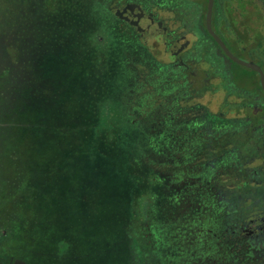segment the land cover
I'll use <instances>...</instances> for the list:
<instances>
[{"label":"rangeland","instance_id":"1","mask_svg":"<svg viewBox=\"0 0 264 264\" xmlns=\"http://www.w3.org/2000/svg\"><path fill=\"white\" fill-rule=\"evenodd\" d=\"M229 1L241 4L240 2L245 3L248 0ZM250 1L257 2L259 11H254L253 5L246 3L245 9L250 10V19L249 28L246 27L243 30L244 33L240 29L243 26L238 28L229 21L231 28L236 32L235 35L241 40L240 42L228 41V47L239 58L263 65L264 70L263 59L260 58L261 56L264 58V49L261 51L259 48H252L256 41L254 38H248L250 37L248 33L253 32L251 36L255 37L262 29V22L257 21L256 15L260 12L264 14V0ZM107 6L110 5L107 4ZM205 6L206 1L204 0ZM169 7L170 4H168ZM229 7L230 4H228ZM104 8L107 10L105 6ZM243 8L244 4L240 6L241 10ZM235 9V11H240L239 7ZM95 12L90 0H57V2L53 0H0V232L5 233L9 225H12L24 233V236L16 240L13 237L11 240L9 236L3 239L12 246L3 248L8 253L0 255V264H34L35 257L41 254L47 256L46 263L37 264H93V261H97L96 257L89 256V253L81 249L83 236H87L88 240L95 238L93 240L98 241V247L102 249L104 264H127V254L124 253L127 248L121 240L126 233L121 227L127 222H131L129 226L133 246L131 253L138 264H170V259H173V264L174 261L175 264H179V260L184 264H229L228 253L225 255L218 247L223 243L224 238L228 239V232L221 234L219 239L222 243H217L216 251L210 247L209 242L217 233L218 210L226 208L225 210L228 211V206L241 202V194H244V197L248 196L244 191L228 189V187L241 184L247 176L250 178L255 176L253 173L257 166L255 155L247 156L248 158L245 159V163L248 164L247 168L239 165L238 155L235 152L233 154L237 157L231 160L230 168L217 167L216 170L220 171L214 182L217 189H204L202 193H198V189H188L189 193L193 192L194 195L197 193L195 195L198 197L195 203L197 207L194 210L184 209L183 215L172 216L175 219L179 216L184 218L178 223L179 225L169 226L162 223L156 211L150 209V192H145V187L139 186L138 189L144 191L140 193L143 195L141 205V197L135 198L131 185L122 182L119 172L113 171L111 166L105 170L100 164L102 161L100 156L97 158L89 156L90 146L87 140L91 142L92 139L102 135L97 123L86 125L84 119L89 118V113H76L68 110L67 105H73L74 100H64V97L81 95L85 89H80L79 84L88 80L87 75L85 76L86 65H83L85 64L83 63L84 57H81L83 64L77 60H72L67 64L65 61L74 55L76 42L82 41L83 45L86 44L89 57H92L89 58V69L92 70L95 67L92 64L95 58L92 31L97 28L95 21L97 20L100 24L98 20L101 19V17L96 18ZM71 13L73 16H70ZM85 13L87 23H89V33L72 34L69 30L74 29L75 26L80 24L86 26ZM35 14L40 16V18L37 16L36 21L33 17ZM233 15L238 18L237 23L242 18L238 13L234 12ZM102 19L105 29L101 31L100 36H103V40L105 37L106 41L110 42L112 40L108 39L109 29L114 22L107 13H104ZM171 19L173 18L168 17L167 21L174 25ZM36 25L37 28H34ZM55 26H63L65 29L52 31ZM254 27L255 29L252 30ZM17 29H24V32L20 33ZM32 29L36 33L35 39H33ZM111 36L115 42L114 35ZM142 40L148 43L153 42V39L147 35H142ZM19 46L21 48H18ZM246 48L249 54L243 51ZM158 50L159 46L156 47V52ZM112 57L119 58V55H114L112 52ZM120 58H122L119 61L121 67L126 61L123 55ZM78 59L80 60L79 56ZM144 67L143 63H137L136 69L140 81L138 89L142 85L141 79L147 76L143 73L142 68ZM114 68L112 65L111 73L118 69L117 66ZM125 69L128 68L124 67ZM231 71L236 82L242 85L244 90L253 95L258 93L264 95V89L262 91L258 89L257 72L233 61ZM146 72L149 74L148 70ZM151 72L153 73L147 77L152 78L148 79H162L156 77L159 71L155 68L151 69ZM63 73L67 74L65 77L68 80L67 86L66 84L65 86L58 85V82L65 83ZM126 73L130 77L133 75L127 71ZM54 80L56 81L52 84ZM219 84L223 87L222 81ZM104 88L107 92V87ZM244 90H239L241 97L247 94ZM118 91V95H122V84L118 87ZM95 94L99 95V93ZM230 94L231 91L228 90V95ZM237 100L236 93L231 98L227 97L222 89H217L213 94L205 95L200 102L216 113L226 111L227 113L224 114H228V117L237 119L243 112H239L235 107ZM129 102L132 110L137 112L138 105L143 101L142 97L135 96ZM94 103L105 106V103L99 100H94ZM256 105L254 103L252 108L256 109ZM33 107L35 110H32ZM153 114L158 121L160 116L156 115V112ZM111 116V114L107 116L108 124L113 121ZM106 135L107 138L114 136L118 139L120 137L118 132L112 130L106 132ZM74 141L80 143L75 145ZM81 144L84 145L85 150L79 149ZM93 147L95 148V145ZM99 148L101 149L102 146ZM119 150L121 149L117 147L110 154ZM124 151L131 154L133 148L126 146L125 150H121V152ZM138 154L139 151L135 148L131 162L137 166L142 163H139V157L133 155ZM142 168V174L136 175V181L148 183L150 177L157 189L164 187L163 181L155 179L157 177H154L149 167L143 166ZM240 173L242 175H239ZM90 189H96L100 195L96 199L99 213L95 217L84 215L86 207L91 205L90 199L85 195ZM231 194L235 196L232 202H229L228 197ZM133 203L138 207L142 206V211L136 216L135 222H132L133 219L130 220L133 212L131 216L128 213L129 221H124L126 220L124 215ZM165 204L168 207L170 205ZM177 207L182 209L183 202L177 203ZM223 219L227 221L225 223L227 225L228 217H223ZM84 226L87 227L85 232L83 231ZM76 237L79 238V243L76 242ZM61 239L67 241L69 245L61 244ZM107 241H111V247L106 245ZM59 250L63 251V254H57ZM67 254L73 258L67 257ZM54 257L57 262L53 261ZM85 260H89V263ZM249 260L247 264L263 262V258L254 252H251ZM238 263L242 264L240 261Z\"/></svg>","mask_w":264,"mask_h":264},{"label":"flooded vegetation","instance_id":"2","mask_svg":"<svg viewBox=\"0 0 264 264\" xmlns=\"http://www.w3.org/2000/svg\"><path fill=\"white\" fill-rule=\"evenodd\" d=\"M205 1L204 7V0H99L105 7L107 6L105 3L110 5L106 9L114 22L110 30L116 43L107 42V45L112 43L118 46L120 60L122 59L120 56L126 54L128 57L131 56L130 60L138 58L143 62L144 75L152 74L154 71L151 72V69L155 68L159 71L156 77L162 78L159 79L161 83L165 82L161 107L157 109L163 137L160 156L166 163L177 161L182 167L183 178L191 180H185L177 188L166 185L164 189L179 190L180 193L177 195L180 197L179 203L183 202L187 210H194L197 207L195 206L197 193L195 195L192 194L193 192L189 193L188 189H198V193H202L204 189H217L214 183L217 174L220 173L216 170L217 167L230 168L231 160L238 155L239 165L247 168L245 159L248 158L247 156L255 155L254 158L257 160V166L253 170L255 176L252 178L247 176L241 184L228 187V189L244 191L248 196L244 197V194H241L240 218L235 222L227 223L225 230L240 240L246 248L244 255L248 261L251 252H254L263 258V262L256 264H264V95L251 94L234 79L231 71L232 60L207 28L208 0ZM240 3L229 0H215L214 3L213 29L227 47L228 41L241 40L235 35L236 32L231 28L230 23L238 28L243 26L240 28L242 32L248 27L250 10L245 9L246 3H251L254 11H259L255 1ZM168 4H170L169 8ZM228 4L232 7L231 10ZM242 4H244L243 10L240 9ZM237 7L242 12L235 11ZM234 12L242 16L238 23V18L233 15ZM259 15L257 14L256 18L259 22L261 20L262 29L257 28L258 31L260 29V33L255 37H252L253 32L248 33L250 36L248 38H254L256 41L252 48L256 47L262 51L264 14L260 12ZM168 17L173 18L171 20L174 25L167 21ZM144 18L160 24L161 28L158 27L155 33H149L147 27L140 26ZM98 28L100 27L95 28L93 32ZM254 29L255 27L252 30ZM83 32L89 33V28L85 26ZM142 35L151 37L153 42L142 40ZM157 46L159 50L156 52ZM109 51L111 52V49ZM243 51L249 54L248 48ZM110 52L108 55H111L109 58L111 61L113 57ZM260 58L263 59L262 64H264V58L262 56ZM146 59L148 60L144 62ZM125 64L126 62L122 66ZM257 74L258 89L262 91L264 88L260 82V75L258 72ZM221 81L223 87H220ZM155 87L154 84H150L145 87L148 91H142L141 87L136 91L139 97L144 98L150 95ZM217 89H222L227 97L232 98L235 93L238 95L235 107L239 112L243 111L242 114L240 113L241 117L237 119L227 117V120L216 121L217 116H220V119L226 118L225 114L216 113L201 104L200 101L205 95H211ZM228 90L231 91L230 95ZM239 90H244L247 94L241 97ZM254 103L257 104L256 109L252 108ZM165 117L172 120L164 123ZM232 135H235V138ZM218 137L221 145L217 147ZM234 152L237 155L233 154ZM234 196L231 194L228 197L229 202H232ZM236 205L228 206V209Z\"/></svg>","mask_w":264,"mask_h":264},{"label":"trees","instance_id":"3","mask_svg":"<svg viewBox=\"0 0 264 264\" xmlns=\"http://www.w3.org/2000/svg\"><path fill=\"white\" fill-rule=\"evenodd\" d=\"M107 5V4H105ZM107 7V6H106ZM104 13L108 14V10H105ZM78 56H75V53L73 55V57H71V60H77L78 62H81L78 59ZM80 57V56H79ZM64 60V59H63ZM66 64L70 62V59L68 61V59H65ZM64 61V62H65ZM65 64V63H64ZM113 73L108 72L106 74L103 73V71L100 72V70L98 68H92L89 69V65L86 67L85 70V76L87 75L88 80H86L85 82H82L79 84L80 89H85V91L81 94V95H77V96H68V97H64V100H68L70 99L71 101L74 100V104L73 105H67L68 110H73L76 113H89L88 117L89 118H85L84 122L86 121V125H92V123L96 122L98 125V129L101 131V136L99 138L96 139H92L91 142L88 141L87 142L90 146L89 148V156L91 158H97V156H100L102 161L100 162L101 165H103L105 170H108L109 167L111 166V168L113 169V171H117L120 173V177L121 180L124 184L126 185H131L132 188V193L133 195H135V198L141 197L140 203L142 205V200H143V195L140 193L143 191L142 189H138L140 188L139 186L145 187V192H150V200H149V205H150V209H154V211H156V215L157 217L159 216V218H161V216L163 215V213H165L166 211H171V214L165 215L164 217H166L168 219V225L170 226L171 224H177L181 221L182 222V218L183 217H177L175 219V215H183V211L184 209H180L179 207H175L171 201L172 199H170L171 196H174V198L176 197L174 194H171L170 191H168L167 189H164V187L166 185H170V186H174V187H178L181 185V183H183L185 180H191V179H186L183 178V175L181 173V165L179 163H177V161H168V163H166L165 161H163V159L161 158H150V155L144 151L143 147H141L138 144V139L136 136V132L138 133L139 130L135 129V132L133 134V136H126V134H124L125 130L123 127L125 124L123 122H116V118L113 117V115L110 112V109H108V101H107V97H108V91H109V87L111 85V79ZM109 75V77H108ZM67 77L66 73H63V78ZM142 85H141V90L142 91H148L145 87L148 85H155L156 87L154 88L153 92L150 95H146L144 96V98H142V101L140 103V105H138L139 109L141 110L140 113H138V115H141L143 117L148 116L152 111H156V109H159L161 107V101H162V93H163V87L165 85V82H160L159 79L155 78L154 80L152 79H148V77H143L142 79ZM56 80L53 81L52 84L55 83ZM64 82H58V85L62 86L66 84V86L68 85V80L67 78L64 79ZM110 83V85H109ZM74 86V85H73ZM107 87V92L105 91V88ZM93 88H96L95 90H93ZM94 92V93H93ZM95 93H99V95L95 94ZM94 100H99L101 102L105 103V106H100L98 105V103H94ZM81 103H83L84 105H82ZM86 109V111H84ZM32 110H35V108L33 107ZM112 115L111 119L113 118V121L110 122L112 124H108L107 123V119H108V115ZM144 114V115H142ZM146 115V116H145ZM83 116V115H81ZM122 120L124 117V114H121ZM156 123H159V120L156 121ZM120 124V125H119ZM109 130L118 132L120 134V137L118 139H115L114 136H110V138H107L106 132H108ZM233 138H235V135H232ZM217 147L221 145V142L219 141V137L217 138ZM94 141H96L97 143H93ZM75 145H78L80 142L79 141H74ZM93 145H95V148L93 147ZM102 146V148L100 149L99 147ZM132 147L133 148V152L136 149H138L139 154L138 155H133V156H137L139 157V166L132 164V154H127L126 151L121 152V150H125V147ZM117 147L121 150H119L118 152H115L114 154H110L111 151L117 149ZM110 148V149H109ZM79 149H83L85 150V147L83 144L80 145ZM100 150V152H99ZM109 152V153H108ZM110 156H109V155ZM143 166H146V168H150L149 170H151V172H156L157 174H154V177L156 175H158V178H155L157 180H162L164 183V187L162 189H157L154 185V183L150 180L149 177V181L148 183L146 181L144 182H140V181H136V175H141L142 171H143ZM96 170H99L98 167H95ZM152 176V178H154ZM161 178V179H159ZM140 182V183H139ZM134 186V187H133ZM146 187L148 189H146ZM152 188V189H151ZM155 188V189H154ZM144 192V191H143ZM142 192V193H143ZM86 198L90 199V203L91 205L86 207V211L84 212V215H90L91 217H95L98 213H99V209H98V203L96 201V199L100 196L99 192L96 189H90L86 194ZM83 198H85L82 195H79ZM134 198V199H135ZM173 198V199H174ZM132 199V198H131ZM165 203H169V207L165 204ZM148 205V206H149ZM142 206L138 207L133 203L130 205L129 209L126 211L125 213V218L126 220L124 221H129L128 220V213L132 214V217L130 220L136 218L137 215H139V213H141L142 211ZM192 210V209H190ZM150 211V210H148ZM241 207H240V202L232 209H220L218 210V219L219 221L217 222L218 224L216 225V232L214 235V239L212 241L209 242L210 247L213 249H216V245H218V242L222 241L219 239L221 237V234L226 233L228 231L225 230V227L227 226L225 223L227 221H224L223 217H228V224L232 221H237V219L240 218V214H241ZM189 212V211H188ZM188 214V213H187ZM155 215V216H156ZM90 217V219H91ZM162 217V218H164ZM158 218V219H159ZM161 218V219H162ZM172 218V219H171ZM175 219V221L173 220ZM169 220H173L171 222H169ZM131 223V222H130ZM130 223L127 222L125 224H122L121 229L125 230V237H121V240L124 242L125 246H126V250L124 251L125 254H127L126 257V261L127 264H138L137 261H135L134 259V255L131 253L133 246L131 244V239H130ZM175 225V226H177ZM83 231H86V226L83 227ZM215 231V230H214ZM71 235V234H70ZM78 236H81L79 234H76ZM10 237L11 240L13 239H18L21 236H24V233H22L21 230L16 229L15 227H13L12 225H9L8 230H6L5 233H1L0 232V255L1 254H5L8 253L7 250H4L3 248H9L12 245L9 244L8 242L3 241V239L5 237ZM13 237V239H12ZM239 238V237H238ZM95 239V238H93ZM90 239L88 240L87 236H83L82 237V246L81 249L84 252L89 253L90 255H94L97 259V261H93V264H104V261L102 259L103 255H102V249L99 248V243L97 240H93ZM87 241V242H85ZM76 242L79 243V238L76 237ZM80 242V243H81ZM60 243L68 246L69 243L65 240H60ZM84 243V244H83ZM212 244V246H211ZM3 245V246H2ZM106 245H108V247H111V241H107ZM17 247V245H16ZM219 250L224 253L225 255H227L228 253V263L229 264H239L238 261H240V263H244L247 264L248 260L244 255V251L246 250V248H244V246L242 245V243L240 242V240H238L235 236H233L232 234H228V239L223 240V243L219 246ZM141 251V250H140ZM57 254H63V251H58ZM6 255V254H5ZM47 256L41 254L39 257H35L34 259V264L37 263H46V258ZM67 257L69 258H73L72 256H70L69 254H67ZM54 262H57V259L55 260V257L53 258ZM89 263V260H85ZM77 262V260L75 261ZM71 263V262H70ZM91 263V261H90ZM60 264H65V263H60ZM85 264V263H84ZM106 264H110V263H106Z\"/></svg>","mask_w":264,"mask_h":264},{"label":"crops","instance_id":"4","mask_svg":"<svg viewBox=\"0 0 264 264\" xmlns=\"http://www.w3.org/2000/svg\"><path fill=\"white\" fill-rule=\"evenodd\" d=\"M53 1L57 2V0H53ZM65 1H69V0H65ZM83 1H85V0H83ZM90 2L92 3V8L96 11L94 14L96 16V18L101 17V19L98 20V21H100V24L97 22V20L95 21L97 24L96 26L100 27V28H98V30H96L95 32L92 31V33H93L92 38L94 40V43L92 42V44L94 45L93 50H94V54H95V58H94V61L92 64L95 65V67L98 68L100 70V72L103 71L104 74H106L108 72H112V65H113V68L115 66L118 67L117 70H114L113 75L111 74L112 79H111V85L109 83L110 87H109L108 97H107V101H108V107L107 108L110 109L111 114L113 115V117L116 118V122L120 121V122H123L125 124L124 126H121V127L124 128V130H125L124 134H126V136H129V135L133 136L135 129H138L139 132L138 133L136 132L138 144L141 147H143L144 151H146L150 155V158H153V157L161 158L160 155H161V151H162L161 149H162V144H163V142H162L163 137H162V132H161L162 130H161L160 124L159 125L155 124L156 123L155 121L157 119H156V116H154V114H153L154 112H156V115H157V113H158L157 110L154 112L152 111L146 117H142V116L138 117V113H140L141 110L138 108L137 112H134L132 110V107H130V105H129V103H130L129 101H131V99L133 100V98L135 96L138 97V94H136V90L138 89V83L140 81L138 78V73H137L136 67H137V63H143V62H141L138 58L132 59V60H134V61H132V60H130L131 56L128 57V55L125 54L123 56H124V59L126 61V64L124 66H121L123 69L122 70L121 67L119 66V61H120L119 58L113 57V59L110 61L109 58H111V55H108V53L110 52L109 49H111V52H114V55L115 54L120 55L119 54L120 49H118L119 50L118 51L117 50L118 46H114L112 44V43H116V41L114 42V39L111 36L112 33H111L110 29H109L108 39L111 38L112 41H110V42H112V43L110 45H107L108 40L106 41L105 37H104V40H103V38L101 39L102 36H100V35H101L102 30H100V29H102V28L105 29L104 20L102 19L104 16L105 8L101 4V2H99V0H90ZM84 9H85V7L83 8V10ZM37 16H38V14H35L33 16V17H35V21L37 20ZM70 16H73L72 13L70 14ZM38 17L40 18V16H38ZM84 17L86 18V13H85ZM56 18H57V16H56ZM84 21L86 22V26L89 27V23H87V18ZM63 26H55V27H53L54 29L52 31L56 32V31L62 30L64 28ZM34 28H37V25L34 26ZM83 29H85V26H82L80 24L78 26H75L74 29L69 30V31L72 34H74V33L75 34L86 33V32H83ZM17 30L20 33L24 32V29H22V30L17 29ZM31 31H32V34L34 35L33 39H35L36 33L33 31V29ZM31 31H29V33ZM7 32H9V28H7ZM76 46H77L76 48L74 47L75 56L79 55L80 61L82 59L81 57H84V62L83 61L82 62L85 64H83L82 62H80V63L83 65H86V67H87L89 65L88 64L89 58L90 59L92 58L91 56L89 57L88 47H86V44L83 45L82 41L76 42ZM18 48H21V46H19ZM36 49H38L37 46H36ZM71 57H73V56H71ZM71 57L67 58L68 61H69V59H70V61H72ZM124 67H126L128 69L124 70ZM126 71L129 72V74H133L132 77H130L126 73ZM5 73H6V77H7L8 67H7V72H5ZM108 77H109V75H108ZM6 82H7V80H6ZM120 84H122V92H123L122 95H118L119 94L118 87L120 86ZM126 84H127V86H126ZM136 85H137V87H136ZM128 99H129V101H128ZM224 113H227V112L225 111ZM121 114H124L123 120H122ZM225 116H226V118L223 117L222 119H220L221 118L220 116H217L216 121L227 120L228 114H225ZM168 118L169 117H165L164 123L172 120L171 118H169V119ZM167 125H166V127H167ZM153 128H156L157 130H154ZM153 173L157 174L156 172H153ZM155 177L158 178V175H156ZM159 179H161V178H159ZM168 191H170V193L174 194L176 197L180 193L179 190L175 191V189H169ZM176 197L175 198H174V196L170 197V199H172L171 203L175 207H177V203L180 204L179 200H178V198H180V197H177V198ZM185 208L186 207L183 205L182 209H185ZM170 214H171V211L168 210L165 213H163L161 218L164 217L165 215L169 216ZM135 219L136 218H134L132 220V222H135ZM182 219H184V218H182ZM161 222L164 224H168L167 223L168 219L166 217H164L161 219ZM0 261H1V259H0ZM169 263L173 264V259H170ZM174 264H175V261H174ZM179 264H184V262L179 260Z\"/></svg>","mask_w":264,"mask_h":264},{"label":"water","instance_id":"5","mask_svg":"<svg viewBox=\"0 0 264 264\" xmlns=\"http://www.w3.org/2000/svg\"><path fill=\"white\" fill-rule=\"evenodd\" d=\"M214 3L215 0H208V5H207V15H206V24H207V28L210 32V34L216 39V41L221 45V47L224 49V51L226 52V54L228 55V57L236 62L239 63L243 66H246L256 72L259 73L260 75V82L262 87L264 88V70L263 68L257 64L254 61H247V60H243L241 58H239L238 56H236L229 47H227L226 43L220 38V36L214 31L213 29V25H212V18H213V10H214ZM160 24H157L156 22H154L153 20H145V18L143 19L142 23H140V26H144L148 28V32L149 33H155L157 32L158 27L161 28V26H159ZM164 29V28H163Z\"/></svg>","mask_w":264,"mask_h":264}]
</instances>
